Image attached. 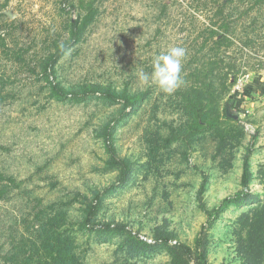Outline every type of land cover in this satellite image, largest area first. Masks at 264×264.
<instances>
[{"label": "rangeland", "instance_id": "obj_1", "mask_svg": "<svg viewBox=\"0 0 264 264\" xmlns=\"http://www.w3.org/2000/svg\"><path fill=\"white\" fill-rule=\"evenodd\" d=\"M87 1L98 14L82 41L57 63L50 81L67 89L110 85L118 91L127 87L131 93H149L136 113L122 117L120 105L95 98L80 104L51 99L40 73L42 61L52 42L62 41L68 20L84 15L85 9L79 0H0V33L7 32L4 43L23 55L19 62L8 61L0 42V80L10 83L0 105V174L15 181H0L5 190L0 197V252L20 240L29 245L37 223L55 214L62 216V230L76 227L87 201L96 192L115 187L103 195L95 223L123 226L126 235L147 243L159 237L170 239V244L184 243L194 255L204 249L207 264H244L235 249V221L249 206H230L217 216L214 211L224 199L243 192L242 164L248 151L253 176L248 193L264 198V34L257 46L244 50L238 28L234 45L220 48L225 60L234 57L247 71L237 76L221 103L223 114L228 106L226 122L244 135L233 150L231 168L223 170L210 137L190 143L179 136L168 148L150 153L155 142L151 146L149 141L166 139L168 128L184 120L181 98L178 89L164 94L137 78L141 69L150 72L154 57L171 46L187 50L182 70L186 87L192 69L206 71L212 55L211 43L202 46L204 30L211 26L222 33L218 24L209 23L216 21V6L222 0ZM163 4L168 6L166 15L161 13ZM108 124L114 129L116 158L132 166L122 186L119 170L108 164L100 135ZM125 239L103 241L79 234L83 264H169L162 244L145 254L129 249Z\"/></svg>", "mask_w": 264, "mask_h": 264}, {"label": "trees", "instance_id": "obj_2", "mask_svg": "<svg viewBox=\"0 0 264 264\" xmlns=\"http://www.w3.org/2000/svg\"><path fill=\"white\" fill-rule=\"evenodd\" d=\"M79 0L80 8H84V15L79 14L76 19H69L67 22V32L62 41L54 40L51 50L48 51L41 64L40 73L48 84L49 97L57 102H71L80 104L88 99L102 100L108 105H120V116H128L138 111L145 102L148 90L144 92L131 93L124 87L118 91L112 86L105 88H91L85 86L67 89L60 83L50 81V76L55 75V66L68 51L83 39L84 33L94 22L98 11L90 1ZM208 2V1H207ZM203 3V10L208 3ZM168 6L162 5L161 13L166 15ZM217 12L215 22L212 26L219 25L222 33L211 30V26H205L206 37L202 42L203 48L209 44L212 61L209 68L204 71V67H195L188 73V87L182 85L178 89L180 95V107L184 120L176 127L168 128L169 135L160 141H149L151 146L155 142L150 153L158 151L160 147L168 148L179 136L187 138L190 143L196 140H203L210 137L216 142L215 158L219 160V167L223 170L232 166L233 150L240 145L244 135L240 129L233 124L229 126L226 122L227 116L221 103L228 96L235 85L236 78L240 74H246L244 65L237 63L234 57L221 56L220 48H231L234 35L240 28L242 37V49L248 50L258 45V39L264 34V0H222L216 6ZM197 10H200L199 7ZM4 34V35H3ZM6 33H0V42L3 47L2 53L8 61L19 62L23 57L22 53L15 51L4 43ZM216 38V39H215ZM213 46V47H212ZM227 52V51H224ZM243 53V50H242ZM225 55V53H223ZM232 77V80L229 79ZM0 105L7 99L8 93L3 94V89L10 83L0 80ZM7 84V85H6ZM98 94V96H97ZM120 119V118H119ZM231 122V121H230ZM113 131L111 125H105L102 129L101 138L105 150L109 155L111 168L119 170L118 181L120 186L124 185L132 172V166L126 159L116 158L115 149L112 147ZM161 144V146L159 145ZM264 179V175H262ZM0 174V181H7L15 184L13 178L5 179ZM253 176L250 170V151L246 154L242 164V186L243 192L234 199H224L219 210H215L216 216L228 209L230 206H249L235 221L237 230L236 252L244 264H264V198L259 194L248 193V188ZM115 187H109L102 193L96 192L93 198L85 204L82 210V220L76 223V227L70 226L69 230H62V216L55 214L45 223H37L35 235L30 239L29 245L22 244L21 240L8 251L0 252V264H83V260L78 252L77 238L79 234L87 236L94 235L103 241H109L117 237L126 236L124 245L132 250L134 247L138 252L148 253L155 251L159 244L169 256V264H207L206 252L203 251L194 255L191 246L184 243L170 244V239L161 241L160 237L155 242L139 240L130 234H125V228L120 225L98 224L97 214L100 210L103 195L114 191ZM5 190L0 189V197ZM143 249V250H142Z\"/></svg>", "mask_w": 264, "mask_h": 264}, {"label": "clouds", "instance_id": "obj_3", "mask_svg": "<svg viewBox=\"0 0 264 264\" xmlns=\"http://www.w3.org/2000/svg\"><path fill=\"white\" fill-rule=\"evenodd\" d=\"M186 56L185 47H169L166 52L154 57L150 72L143 69L137 72L139 83L142 85L154 84L164 94H173L183 84L182 70Z\"/></svg>", "mask_w": 264, "mask_h": 264}, {"label": "water", "instance_id": "obj_4", "mask_svg": "<svg viewBox=\"0 0 264 264\" xmlns=\"http://www.w3.org/2000/svg\"><path fill=\"white\" fill-rule=\"evenodd\" d=\"M227 108H228V106L226 105L225 112H226L227 116H229V113H228V110H227ZM229 117H230V116H229ZM232 118H233V119H237V118H238V116H237V115H234V116H232Z\"/></svg>", "mask_w": 264, "mask_h": 264}]
</instances>
